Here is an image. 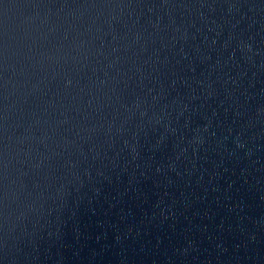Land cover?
Masks as SVG:
<instances>
[{
  "label": "water",
  "instance_id": "water-1",
  "mask_svg": "<svg viewBox=\"0 0 264 264\" xmlns=\"http://www.w3.org/2000/svg\"><path fill=\"white\" fill-rule=\"evenodd\" d=\"M0 264H264V0H0Z\"/></svg>",
  "mask_w": 264,
  "mask_h": 264
}]
</instances>
